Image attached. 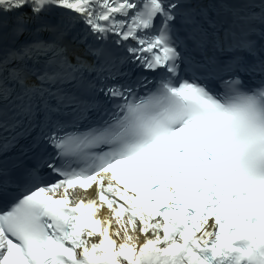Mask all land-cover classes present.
Listing matches in <instances>:
<instances>
[{
	"label": "snow or ice",
	"instance_id": "obj_1",
	"mask_svg": "<svg viewBox=\"0 0 264 264\" xmlns=\"http://www.w3.org/2000/svg\"><path fill=\"white\" fill-rule=\"evenodd\" d=\"M217 258L264 264V0H0V264Z\"/></svg>",
	"mask_w": 264,
	"mask_h": 264
}]
</instances>
